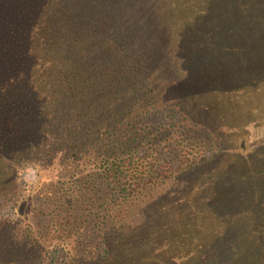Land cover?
Instances as JSON below:
<instances>
[{"label":"trees","instance_id":"obj_1","mask_svg":"<svg viewBox=\"0 0 264 264\" xmlns=\"http://www.w3.org/2000/svg\"><path fill=\"white\" fill-rule=\"evenodd\" d=\"M0 264H264V0H0Z\"/></svg>","mask_w":264,"mask_h":264},{"label":"rangeland","instance_id":"obj_2","mask_svg":"<svg viewBox=\"0 0 264 264\" xmlns=\"http://www.w3.org/2000/svg\"><path fill=\"white\" fill-rule=\"evenodd\" d=\"M147 119L149 121H151V120L154 119V116H147ZM253 133H256V132L255 131L251 132V134H253ZM235 144H236V142L232 143V145H235ZM34 178H35V172H34V170L32 168H30V167L25 168L24 174L22 176L23 181H25V182H32L34 180ZM190 190H192V189H189V191ZM209 195H210L209 192L205 190V193H203V195L200 196V197H202V198L203 197H207L208 198ZM189 196H191V195L189 194ZM189 203L192 204V207H193L194 210L199 209V208L202 207V205H204V203L201 202V201H197L196 202V201H191L190 199H189Z\"/></svg>","mask_w":264,"mask_h":264}]
</instances>
